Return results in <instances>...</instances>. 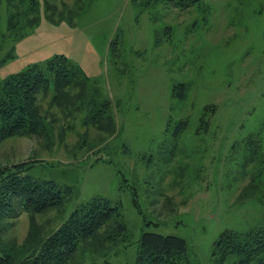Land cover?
I'll list each match as a JSON object with an SVG mask.
<instances>
[{
    "label": "rangeland",
    "instance_id": "obj_1",
    "mask_svg": "<svg viewBox=\"0 0 264 264\" xmlns=\"http://www.w3.org/2000/svg\"><path fill=\"white\" fill-rule=\"evenodd\" d=\"M175 1L1 0L0 90L63 55L86 91L51 102V83L43 133L0 139V169L72 189L60 209L1 219L0 256L24 258L95 198L126 236L73 264H133L143 231L183 238L191 264H236L221 233L264 229V0Z\"/></svg>",
    "mask_w": 264,
    "mask_h": 264
},
{
    "label": "trees",
    "instance_id": "obj_2",
    "mask_svg": "<svg viewBox=\"0 0 264 264\" xmlns=\"http://www.w3.org/2000/svg\"><path fill=\"white\" fill-rule=\"evenodd\" d=\"M7 1L13 5V0ZM195 1L179 0L175 3L188 6ZM51 83V102H56L69 87H79L80 96L84 89L86 91L84 76L63 55L49 60L45 71L36 65L30 66L3 82L0 90V139L43 133L37 100L39 94L49 92ZM71 193V187L32 177L19 165L3 167L0 169V220L14 218L22 212L37 214L60 209ZM124 236L126 228L121 220L119 206L110 205L106 199L95 198L73 210L52 233L36 244L32 252L19 261L15 262L11 252L3 251L0 264H73L79 249L99 246L101 239L115 245ZM215 244L221 259L230 255L237 260L236 264H264V229L243 235L225 231ZM133 264L191 263L187 259V245L183 238L143 231Z\"/></svg>",
    "mask_w": 264,
    "mask_h": 264
}]
</instances>
